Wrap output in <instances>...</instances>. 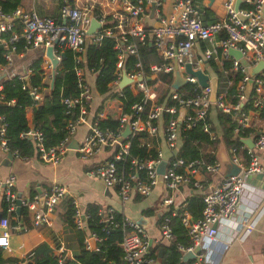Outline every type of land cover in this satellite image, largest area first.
<instances>
[{"label": "built area", "instance_id": "1", "mask_svg": "<svg viewBox=\"0 0 264 264\" xmlns=\"http://www.w3.org/2000/svg\"><path fill=\"white\" fill-rule=\"evenodd\" d=\"M248 6L236 7V0H225V14L222 18L205 21L194 0H172V12L161 14L157 9L160 0H43L49 6H53L54 13H40L34 4V0L21 3L11 12L3 11L0 5V43L5 48L6 63L0 64V74L6 73L7 77L18 75L24 80L22 86L28 87L29 93L40 101L42 92L38 86H31L28 82L30 68L24 67L20 72L12 69L15 56L21 57L27 49L40 48L41 68L45 73V79L51 87L55 77L64 71L58 68L62 58V52L69 48L74 54V71L77 78L79 94L76 96H64L62 101L69 108L76 102L80 104V113L75 120L67 124L66 135L55 145H46L42 131L30 125L20 133L21 137L31 139L36 155L44 162L56 164L70 148L69 138L74 134L80 123L87 122V104L93 98V92L87 73H94L93 67H88L85 60L86 43L98 44L104 37L114 40L113 47L116 50L115 78L109 83L111 90L122 96L123 88L128 86L137 94L141 93L139 100L130 105V111H126L121 104V110L117 116L118 126L115 129L108 126L101 127L100 112L88 122L89 132L80 141L76 151L81 159H88L101 151L104 147H113V152L98 161H95L88 170L92 176L103 180L107 187H115L121 201L129 199L132 195L149 196L154 187L161 182L166 189L160 200L162 209L170 206H178L184 198L176 201L180 187L189 186L193 194L202 196L204 206L200 216L193 218L188 211L181 214V221L187 228L190 244L185 245L176 242L177 249L183 254L187 251L194 252L190 258L192 264H219L221 255L226 247L235 239H242L249 231L255 218L243 217L237 219L234 214L237 211L241 195L246 186V178L251 173L264 172V132H260L253 138V146L242 144L240 149H245L247 161L239 154L238 148H231V159L240 169L237 173L221 175L216 182L205 185L198 174H209L211 177L221 173L222 161L216 157L213 161H205L202 158L185 159L178 155L183 133L193 127L197 122H202V128L211 139L218 137L213 129L211 121L207 120L209 108L212 104L224 112H237L240 127H247L248 115L240 111L241 101L245 98V85L250 75L247 71L248 64H255L264 60V0H241ZM154 4L152 15H156V22L148 26L146 20L149 17L150 6ZM92 19L99 26L94 32L87 30ZM9 32L8 36L1 33ZM24 38V49L17 51L16 42ZM201 40L209 46L202 48L200 55L193 51L196 41ZM152 44L160 61L144 62L140 57L139 47L145 43ZM216 42L218 45L215 46ZM51 46L53 54L58 62L52 64L51 57L46 49ZM237 49L241 52V58L231 56L229 49ZM135 56L137 60L126 67L128 56ZM212 59L220 64L222 73L240 69L242 77L237 83L238 101L232 103L227 100L226 89H218L216 100H210L211 79L205 70V64ZM224 60H229V68L223 66ZM191 64L192 70L201 69L208 75V84L202 86L196 76L186 70V64ZM170 74L171 81L165 82L159 79L160 74ZM123 74L127 80L120 84ZM179 74V75H178ZM6 75L4 78H6ZM157 78L156 83H150L147 78ZM179 76L183 81L196 85L199 90L195 93H180L172 83ZM253 90L255 91L254 105L264 104V67L254 77ZM227 86L231 84L226 79ZM2 84H0V89ZM0 94V100H1ZM159 99V100H158ZM11 102L14 99L10 100ZM170 101V102H168ZM181 119L179 115L181 110ZM6 120L0 114V148L2 151L18 156L16 149H9L6 136ZM128 125L130 131L124 136L123 131ZM162 129L164 142L169 149V156L164 157L162 146L156 145V155L150 158L131 157L132 167L126 174L118 171L116 161L124 159L129 154V135L137 132H146L154 136ZM235 127L234 131H238ZM151 146L150 141L146 142ZM162 159L166 160L163 172L158 171V165ZM144 174L140 175L139 170ZM16 177L8 174L0 177V201L6 203L8 211L16 210L17 192L15 190ZM70 194L74 206L73 221L77 228L85 230L86 213L81 208L77 198L70 192L68 185L53 180L50 186L28 198L21 197V206L27 207L32 212V224L39 226L49 224V215L58 201ZM117 210L113 206L100 208L99 214L102 220L121 226L123 235L118 245L123 251L121 264H155L157 258L150 254L152 245L174 242V233L170 224V218L164 215L160 225L159 236L150 237L146 225L135 218L121 213L120 222L115 221ZM175 208L171 214H175ZM19 225L10 223L7 215H0V247L7 248L9 244V232L12 227ZM103 237L94 232L84 236L86 247L90 250L98 249V242ZM90 240L95 242L92 247ZM151 244H149V241ZM197 247V249H195ZM59 254L56 264H64L71 254L62 241L58 245ZM157 252V251H155ZM31 254H24L22 258L30 259ZM159 260V259H158Z\"/></svg>", "mask_w": 264, "mask_h": 264}, {"label": "trees", "instance_id": "2", "mask_svg": "<svg viewBox=\"0 0 264 264\" xmlns=\"http://www.w3.org/2000/svg\"><path fill=\"white\" fill-rule=\"evenodd\" d=\"M196 1V0H194ZM22 3V0H0V5L5 12L13 11L17 6ZM242 6H248L245 3ZM9 32L1 33L2 36H8ZM24 38H19L16 42L17 51L24 49ZM114 40L111 37H104L98 44L86 43L85 60L88 67H93L97 72L95 76V88L99 95H101L100 102L103 103L105 97H117L123 103V108L126 111H130V105L133 101L139 100L141 93H133L128 86L123 88V95L119 96L118 93L111 90L109 83L115 78L116 70V50L113 47ZM140 57L144 62V67L148 66L147 56L156 52L152 44L148 42L140 45L139 47ZM74 54L75 52L69 48L64 50L58 68L64 69L54 79L52 87H49V83L45 79V73L41 68V56L36 55L34 57L27 56L30 59L27 68H30L31 72L28 74V82L31 86H38L42 92V98L40 101L32 97L28 91V87L22 86L24 80L18 75H13L2 79V88L0 89V114L5 116L6 120V136L8 140L9 149L17 150L19 157H29L34 153L33 143L27 136L21 137L20 133L29 128V123L26 117V108L28 106L33 107V126L39 128L43 133L44 143L48 146L57 144L67 133V124L71 120H75L80 113V104L74 103L67 111L66 105L62 99L64 96H76L79 94V88L77 86V78L74 67ZM5 48L0 43V64L6 63ZM137 58L133 55L127 57L126 67L131 66ZM156 61H160L158 57ZM212 68L217 72L220 79L224 78L223 73L218 69L217 65L212 59L208 60ZM231 62L224 60L223 66L229 68ZM170 74H160L159 79L165 82L171 81ZM242 77L240 69L235 71H228L226 79L231 80V84L227 86V100L232 103L238 101V88L237 83ZM150 83H156L157 78H147ZM46 89V90H45ZM180 93H195L199 90L195 84L186 82L177 88ZM14 99L13 102L10 100ZM159 100V99H158ZM255 91L253 90L249 97H245L240 104V111L248 112V109H256L254 107ZM170 102V101H168ZM90 102L87 104V111L89 110ZM211 107V106H210ZM101 107L99 106V109ZM261 114L264 115V107L261 109ZM210 111V108H209ZM237 112H224L217 108V121L220 127V134L214 140L209 137V134L203 130L202 122H197L193 127L185 131L181 138V144L178 151V155L185 159L202 158L205 161H213L216 158L217 145L220 140L224 142L227 149L238 148L239 154L247 161V154L245 149H240L243 144L241 138L247 137L252 132L250 127H240ZM207 120L211 121L208 113ZM101 127L108 126L115 129L118 126V120L112 117H105L99 120ZM239 127L238 131H234L235 127ZM214 129V128H213ZM235 133H238V137L235 138ZM127 139L130 140L129 154L124 159L117 160L116 166L118 171L126 174L131 170L132 163L131 157L136 156L138 158H150L156 155L157 139L151 137L146 132H137L129 135ZM146 142L150 141L151 146H147ZM140 175L144 174V170H139ZM209 175V174H208ZM36 194V190L30 192V196ZM204 206L202 196L200 194L187 195L183 203L174 207L165 209L164 212L158 211L156 213L155 207H147L143 212L146 215H156V222L160 225V222L164 215L169 216L172 231L174 233V242L167 244H155L152 245L150 254L160 260L159 264H192L191 260L184 261L181 258V253L177 249L176 242L188 245L190 244V238L187 234V228L181 221V214L184 211H188L193 218L200 216L202 208ZM100 205L97 203H89L84 211L86 213V228L85 230L76 227L73 216L74 206L69 200V206L64 214V220L71 224L76 229V237L78 239L79 249L75 254V258L80 264H121L123 251L118 242L121 240L123 232L121 226H114L112 223L102 220L99 214ZM175 208V214H171L172 209ZM16 210L8 211L6 209V203L0 201V215H7L10 219V223H13L11 217L16 215ZM21 214L27 215L28 208L21 207ZM26 220L28 217H25ZM121 213H115V221L120 222ZM94 232L97 235L103 237L102 242H98V249L90 250L86 247L84 236L85 233ZM162 247V255L159 256V248ZM157 251V252H155ZM69 258V257H68ZM68 259H66L67 261ZM65 261V262H66ZM5 262L12 263L13 259L3 258L2 250L0 248V264ZM35 264H56L57 256L44 252L40 255L34 256ZM14 263V262H13ZM65 264V263H64Z\"/></svg>", "mask_w": 264, "mask_h": 264}, {"label": "crops", "instance_id": "3", "mask_svg": "<svg viewBox=\"0 0 264 264\" xmlns=\"http://www.w3.org/2000/svg\"><path fill=\"white\" fill-rule=\"evenodd\" d=\"M29 1L30 0H22L25 4ZM160 1L161 4L157 9L161 14H169L172 12V0ZM195 2L197 3L205 21L222 18L225 14V0H196ZM242 3L243 2L241 1L240 4ZM34 4L42 14L54 13L53 6H49L44 3L43 0H34ZM152 13L150 6L149 17L146 20L149 27L156 22L157 18V16L152 15ZM217 45L218 42H216L215 46ZM205 46L209 45L206 42L198 40L194 44L193 51L196 55H200L202 48ZM29 55L30 57L28 58L36 55L41 56L42 50L40 48H31L25 50L23 56H15L12 69L18 72L23 70L30 61V59L27 58ZM157 58L158 56L150 54L147 56V61L153 62L156 61ZM214 63L216 64V62ZM255 64H248V73L249 69ZM217 67L223 72L220 64L217 65ZM205 70L209 73L210 79L213 76H217L219 91L227 88L225 75L223 74L224 78L220 79L217 72L209 64V61L205 64ZM257 74H255V76ZM4 77L0 78V84H2L1 82ZM87 78L93 92V98L90 101V107L87 113V122L80 123L74 134L70 136L68 142L70 148L61 157L60 161L56 164L44 162L35 152L29 157L13 155L11 158H8L7 153L0 148V177H6L11 173L14 174L16 177L15 190L17 194L19 193L21 195V197L26 198L30 197V192L32 190H36V193H40L41 191L46 190L53 180H59L68 185L70 192L77 198L83 210L89 203H97L101 208L113 206L117 212L125 214L128 217L138 220L142 218L141 220L146 225L150 237L155 238L160 234L159 225L156 222L157 216H153L152 214L146 215L143 211L147 207H155L156 213L162 209L160 206V200L162 196L166 194V189L162 183L159 182L149 196L135 194L129 199L121 201L117 196L115 187H107L101 178L92 176L88 173L89 168L95 161L105 158L113 152V147L106 146L94 156L86 160L81 159L76 151L77 145L89 132L88 122L95 118L99 112L101 113L99 116L101 119L108 116L116 119L121 110V104H123L117 97H105L101 104V95L96 91L94 84L95 74L88 72ZM252 91L253 87L251 92ZM99 106L101 107L100 109ZM254 107L256 109H248L247 112V127L252 128V132L247 137H244L251 138L252 141L257 134L264 132V115L261 114L260 110L264 107V104L254 105ZM217 108L218 107L212 104L209 115L214 130L217 134H220L221 130L216 116ZM26 117L29 125H33L32 106L26 108ZM151 137L157 139V145L162 146L164 157L167 158L169 156V149L164 142L162 129H159L158 133ZM243 144L247 145L245 142H243ZM226 149V145L220 140L217 145L216 157L223 161V172L227 167L225 165L228 156V154L226 155ZM229 154L231 156L230 152ZM244 162L246 161L244 160ZM197 177L201 180L203 179L205 185L216 182V179L207 173L198 174ZM191 193H194V191H192L189 186H181L176 201L180 202ZM70 199V194H67L58 201L49 215V224L34 226L32 224V212L29 209L27 215L23 216V214L20 213L21 210L18 214L16 213V215H13L11 217L13 223L11 224H17L19 227L11 228L7 248H0L2 250L3 258H11L14 263L5 262L3 264H24L29 260H24L22 258L24 254H31L32 257L30 260L33 262L35 255H40L44 252H48V254L53 256H58V245L60 244V241H62L68 252L71 254V257L67 258L68 260L65 264H80L75 258V254L79 249L76 229L64 220V214L67 211ZM25 217H28V219L26 220ZM234 217L237 219L248 217L249 219L255 218V220L242 239H235L226 247L221 255L219 264H264V172L251 173L247 176L246 186L241 195ZM159 263L160 260L157 259L155 264Z\"/></svg>", "mask_w": 264, "mask_h": 264}, {"label": "water", "instance_id": "4", "mask_svg": "<svg viewBox=\"0 0 264 264\" xmlns=\"http://www.w3.org/2000/svg\"><path fill=\"white\" fill-rule=\"evenodd\" d=\"M240 3H241V0H236V7H239ZM153 10H154V4L151 5V13L153 12ZM0 19H1V17H0ZM98 26H99L98 22L95 19H92L91 24H90L87 32L88 33L94 32V29L96 27H98ZM228 51L234 57L241 58V52L239 50L230 48ZM46 53L51 57L52 64H53V66H55L57 64V62H58V59L53 54L51 46H49L46 49ZM61 55L63 56L64 52H62ZM263 67H264V60L261 59L253 67H251L249 69L250 78L247 80L246 85H245V90H244L245 91V97H249V95L251 94V90H252V87H253V82H254L253 80H254L255 74H257ZM185 68H186L187 72H189L190 74H192V75L197 77L198 82L202 86H206L208 84V75L206 73H204L201 69L192 70L191 64H189V63L186 64ZM5 75H6V73L0 74V78L4 77ZM126 80H127V76H126V74H123L122 79L120 81V84L123 85ZM182 81H183V79L180 78L179 76H177L175 78V80L173 81L172 85L175 88H177L178 85ZM53 83H54V80L51 82V85H50L51 87H52ZM217 93H218V78H217V76H213L211 78V92H210V100L212 102H214L216 100ZM182 112H183V109L180 112L179 120L181 119ZM129 131H130V128H129L128 125H126L125 128H124V131H123V135L125 136ZM237 137H238V133H235V138H237ZM241 140L243 142H245L248 146H250V147L253 146V141L251 140V138H241ZM226 152H227L226 155L228 154V156L226 158V164H225L227 166L226 170L224 172L221 170V173L214 177L215 179H219L221 177V175H225L226 176V175H229V174L237 173L239 171V169H240V166L237 165L235 162H233V160L231 159L228 149H226ZM12 156H13L12 153H10V152L7 153V157L8 158H11ZM6 161H8V160H6ZM222 163H223V161H222ZM165 164H166V160L162 159L161 162L158 165V168H157L160 173L163 172ZM17 196L18 197H17L16 212L18 214L20 212L22 206H21V195L18 193ZM141 219L142 218H140V221H142ZM151 241L152 240L149 241V244H151ZM90 244L93 247L95 242L93 240H90ZM195 249H197V247ZM161 255H162V247L159 248V256H161ZM192 257H194V252H192V251H187L182 256L184 261L189 260ZM24 264H34V262L29 259Z\"/></svg>", "mask_w": 264, "mask_h": 264}, {"label": "rangeland", "instance_id": "5", "mask_svg": "<svg viewBox=\"0 0 264 264\" xmlns=\"http://www.w3.org/2000/svg\"><path fill=\"white\" fill-rule=\"evenodd\" d=\"M37 4V3H36Z\"/></svg>", "mask_w": 264, "mask_h": 264}]
</instances>
